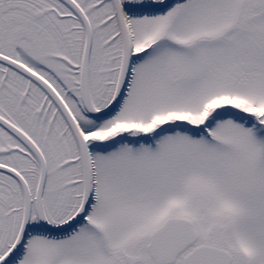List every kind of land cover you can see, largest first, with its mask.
<instances>
[{
    "label": "snow or ice",
    "instance_id": "6c2138e0",
    "mask_svg": "<svg viewBox=\"0 0 264 264\" xmlns=\"http://www.w3.org/2000/svg\"><path fill=\"white\" fill-rule=\"evenodd\" d=\"M0 264H264V0H0Z\"/></svg>",
    "mask_w": 264,
    "mask_h": 264
}]
</instances>
